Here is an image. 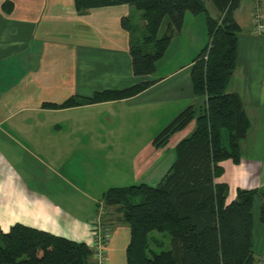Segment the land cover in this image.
I'll return each mask as SVG.
<instances>
[{
    "label": "crops",
    "instance_id": "1",
    "mask_svg": "<svg viewBox=\"0 0 264 264\" xmlns=\"http://www.w3.org/2000/svg\"><path fill=\"white\" fill-rule=\"evenodd\" d=\"M7 2L10 6L3 8ZM255 5L264 14V0H240L235 11L240 30L236 65L227 88L242 99L250 128L240 142L239 164L230 160L221 164L223 174L225 163L231 162L227 166L241 175L237 185H242L240 181L245 179L243 168L247 159L251 172L263 173L260 188L236 187L245 190H264V154L259 157L251 154L258 148L262 154L264 149V35L252 34ZM133 12L123 5L77 14L73 0L0 1V230L3 233L20 224L85 243L90 248L91 224L98 216V205L107 189L99 190L91 185L87 173L95 182L97 169H104L107 159L115 163L111 167L116 170L113 186L155 187L174 163L176 145L193 131L194 122L174 134L165 147L153 146L154 138L175 117L187 107L201 104V99L194 96L191 68L196 55L208 43L206 24L202 27L201 22L198 34L191 19L200 17L185 14L181 31L173 36L159 62L168 57L176 42L178 48L190 45L191 56L162 73L159 72L162 63L157 62L155 73L139 78L133 75L128 52L132 35L121 27V19L130 18ZM146 81L152 82L151 86L131 98L83 103L95 93L129 88ZM72 98L81 105L51 107ZM103 106H125L123 110L129 121L157 126L143 139L150 143L148 147L135 153L114 152L117 137L104 136L102 128L100 131L97 126L103 127L109 119L114 120L117 112L114 115L112 110L109 117L103 111L98 114ZM93 112L95 118L90 117H94ZM124 117L122 112L117 115L118 120ZM218 181L221 182V177ZM261 207V199L254 197L252 253L256 262L264 256ZM103 217L112 230L107 264H126L129 227L113 210H107Z\"/></svg>",
    "mask_w": 264,
    "mask_h": 264
},
{
    "label": "trees",
    "instance_id": "2",
    "mask_svg": "<svg viewBox=\"0 0 264 264\" xmlns=\"http://www.w3.org/2000/svg\"><path fill=\"white\" fill-rule=\"evenodd\" d=\"M239 1L73 0L77 14L123 5L140 13L143 25L139 40L132 38L130 19H121V27L132 35L128 52L133 75L139 78L155 73L173 36L181 31L185 14L205 15L208 43L191 68L194 96L201 104L183 110L154 138L153 146L165 147L174 134L192 122L193 131L176 145V159L158 185L112 187L102 197L104 209L118 213L129 227L126 264L257 263L252 253L251 209L254 197L260 198V221L264 224V190L237 189L235 199L228 202V185L218 181L224 161L239 164L240 142L250 128L242 99L227 91L236 65L240 29L234 14ZM209 6L214 15H210ZM151 84L146 81L124 90L95 93L83 103L128 99ZM79 105L72 98L51 107ZM152 232L167 233L170 248H153ZM91 256L85 243L20 224L5 233L0 230V264H91Z\"/></svg>",
    "mask_w": 264,
    "mask_h": 264
},
{
    "label": "rangeland",
    "instance_id": "3",
    "mask_svg": "<svg viewBox=\"0 0 264 264\" xmlns=\"http://www.w3.org/2000/svg\"><path fill=\"white\" fill-rule=\"evenodd\" d=\"M0 1H4V0H0ZM133 14L132 16L129 18L131 21V24L134 26L132 31V35L133 38L135 40H139L140 36H141V29H142V25H143V21L141 19V15L139 12L135 11L132 9ZM214 10L213 8H211L210 10V15H214ZM188 17H200L197 18V20H195V18L191 19L192 23H195L193 29H197V33H200V29L199 27L201 26V22H202V27H204L205 23V15L204 14H199L197 16L191 15V14H187ZM197 25V28L195 27ZM140 28V29H139ZM135 29V30H134ZM164 29V24L161 28L160 34L159 36L162 35ZM178 42L175 43L174 49L171 51V53L168 55V57L162 61V62H158V63H162L159 72H165L167 70H172L173 68H175L176 66H178L179 64H182L183 61L187 60L192 52L193 49L191 48L190 45H188L187 47H184L183 45L180 46L179 48L177 47ZM161 61V60H160ZM141 83V82H139ZM138 84V83H137ZM126 89V88H124ZM124 89H119V90H124ZM106 91H115V89L113 90H106ZM125 108V106H103L100 108V111H98V114H100L103 111L104 116H110L112 113V110L114 111V115L115 113L118 115L120 114V112L124 113L125 117L124 119L120 118V120H118L117 115L114 118V120L111 121V119H109L110 121H107V123L105 122V124L103 125H99L97 126L98 129L102 128L104 136L107 137V135H114L116 138V142L114 143V148H112V150L115 151H119L120 152H124L126 150L130 151L131 153H135L139 150H141L142 148H147L146 145H149L150 143H148V141H144L143 139L147 138V136H149L150 133L154 132L157 128V126H150L148 123H141L138 120V124L136 125L137 121H129L128 120V114L125 113L126 111L123 110ZM102 109V110H101ZM126 109V108H125ZM99 110V108H98ZM94 113V117L92 115H90V117L95 118L97 115H95ZM87 116V115H86ZM145 122V121H144ZM94 128V130L96 129V127H92ZM90 129V128H89ZM144 131H147V133H145ZM258 143V142H257ZM262 145L260 144L259 147H261ZM264 148V144L262 146V149ZM261 149V150H262ZM254 156H260L264 154V149L263 152L261 154L259 148L256 150V152L251 153ZM256 154V155H255ZM264 157V155H263ZM254 158V157H253ZM256 158V157H255ZM264 160V159H263ZM92 161L91 159H89V162ZM107 165L104 169H97V173L93 180L92 175H89V173H87V178L90 180V184L91 185H95L97 186V189H102V190H108L111 187H115L113 186V182L114 181V173L116 170L113 171V169L111 168L112 166L115 165V163H113L110 160H105ZM231 162H226L224 165V174L221 176V182L223 183H228L229 187H228V193H227V201H231L233 199H235L236 196V187L237 186H246L249 188H255L258 187L260 188V181L261 178L263 176L262 174L256 173V172H251L250 168H251V163H250V159L245 160L244 165L245 168L244 169V177L245 179H242L240 181V183L242 185H237L235 184L236 181L239 182V178H240V174L236 175V173L233 171L232 168H230L227 165H230ZM232 165V164H231ZM255 168V167H254ZM247 169L250 171V173L247 171ZM107 210H105V214H106ZM105 216V215H104ZM150 242H151V246L153 248H157V251L160 250H168L170 248V237L167 233H157V232H152L150 235ZM154 242V243H152ZM161 247V249H160Z\"/></svg>",
    "mask_w": 264,
    "mask_h": 264
},
{
    "label": "built area",
    "instance_id": "4",
    "mask_svg": "<svg viewBox=\"0 0 264 264\" xmlns=\"http://www.w3.org/2000/svg\"><path fill=\"white\" fill-rule=\"evenodd\" d=\"M254 36L260 37L264 35V14L258 5H255L252 14ZM105 209L103 203L98 205V216L91 224V264H107V246L112 237V230L103 220ZM256 264H264V257L259 258Z\"/></svg>",
    "mask_w": 264,
    "mask_h": 264
}]
</instances>
